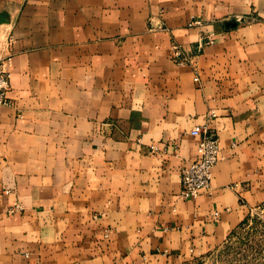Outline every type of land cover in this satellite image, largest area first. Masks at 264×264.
<instances>
[{
    "label": "crops",
    "instance_id": "obj_1",
    "mask_svg": "<svg viewBox=\"0 0 264 264\" xmlns=\"http://www.w3.org/2000/svg\"><path fill=\"white\" fill-rule=\"evenodd\" d=\"M2 12L0 264H179L264 202V0H0ZM212 112V190L182 199L191 130Z\"/></svg>",
    "mask_w": 264,
    "mask_h": 264
},
{
    "label": "built area",
    "instance_id": "obj_2",
    "mask_svg": "<svg viewBox=\"0 0 264 264\" xmlns=\"http://www.w3.org/2000/svg\"><path fill=\"white\" fill-rule=\"evenodd\" d=\"M238 20V22H240ZM204 22L200 19L193 20L189 26H203ZM233 26L237 21L231 22ZM215 42L214 34L203 35L198 44L194 47L196 50L203 48L207 44ZM172 59L179 65H185L190 62V54L179 44L174 43L172 46ZM11 66L12 56L0 58V106L9 105L11 100L8 96L11 89ZM198 80V77L195 78ZM216 118V113H210L206 122L197 125L191 130V135L199 138L197 145L196 158L185 165L181 172V192L182 199H196L203 193L212 190L215 167L221 159L220 140L211 126V121ZM153 152L158 151V147H151ZM22 209L21 205H15L10 209V213ZM217 217V213L213 214ZM110 230L106 231L105 236L110 235Z\"/></svg>",
    "mask_w": 264,
    "mask_h": 264
},
{
    "label": "rangeland",
    "instance_id": "obj_3",
    "mask_svg": "<svg viewBox=\"0 0 264 264\" xmlns=\"http://www.w3.org/2000/svg\"><path fill=\"white\" fill-rule=\"evenodd\" d=\"M179 264H264V202L222 244Z\"/></svg>",
    "mask_w": 264,
    "mask_h": 264
},
{
    "label": "water",
    "instance_id": "obj_4",
    "mask_svg": "<svg viewBox=\"0 0 264 264\" xmlns=\"http://www.w3.org/2000/svg\"><path fill=\"white\" fill-rule=\"evenodd\" d=\"M8 21V14L6 12L0 13V24L7 23ZM227 24L229 25L230 23Z\"/></svg>",
    "mask_w": 264,
    "mask_h": 264
}]
</instances>
